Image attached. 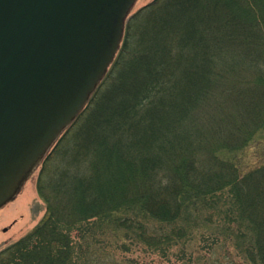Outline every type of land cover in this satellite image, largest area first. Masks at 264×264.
<instances>
[{
    "label": "trees",
    "instance_id": "trees-1",
    "mask_svg": "<svg viewBox=\"0 0 264 264\" xmlns=\"http://www.w3.org/2000/svg\"><path fill=\"white\" fill-rule=\"evenodd\" d=\"M260 135L264 0H152L40 165L44 218L0 264L98 263L100 247L106 262L114 245L166 255L193 235L264 264V165L234 162Z\"/></svg>",
    "mask_w": 264,
    "mask_h": 264
},
{
    "label": "water",
    "instance_id": "water-1",
    "mask_svg": "<svg viewBox=\"0 0 264 264\" xmlns=\"http://www.w3.org/2000/svg\"><path fill=\"white\" fill-rule=\"evenodd\" d=\"M136 0H0V208L99 85Z\"/></svg>",
    "mask_w": 264,
    "mask_h": 264
},
{
    "label": "rangeland",
    "instance_id": "rangeland-1",
    "mask_svg": "<svg viewBox=\"0 0 264 264\" xmlns=\"http://www.w3.org/2000/svg\"><path fill=\"white\" fill-rule=\"evenodd\" d=\"M151 1L137 0L131 13ZM234 162L242 172L264 165V135L253 140L234 158ZM39 170L40 167L25 181L14 200L0 209V251L26 235L44 218L45 204L36 191ZM193 236H195L194 239L187 242L185 252L181 247H175L164 255L139 246H129L127 250L122 251L114 245L111 249L114 251L112 259L100 262L99 259L109 257L108 253H104L109 251H105L101 247L96 249L91 257H97L99 264H119L122 259L126 261V264H215V260L224 264H230V260L232 264H245L241 257L237 256V249L234 246L228 248V251L231 252V257H229L226 255L225 246L218 245L210 249L206 242L199 240V235ZM89 263L91 262L86 261V264Z\"/></svg>",
    "mask_w": 264,
    "mask_h": 264
}]
</instances>
